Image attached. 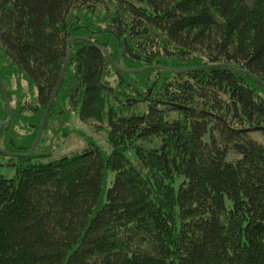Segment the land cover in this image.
Listing matches in <instances>:
<instances>
[{
	"label": "trees",
	"instance_id": "obj_1",
	"mask_svg": "<svg viewBox=\"0 0 264 264\" xmlns=\"http://www.w3.org/2000/svg\"><path fill=\"white\" fill-rule=\"evenodd\" d=\"M248 73L264 0H0V264H264ZM51 131L86 144L55 156Z\"/></svg>",
	"mask_w": 264,
	"mask_h": 264
},
{
	"label": "rangeland",
	"instance_id": "obj_2",
	"mask_svg": "<svg viewBox=\"0 0 264 264\" xmlns=\"http://www.w3.org/2000/svg\"><path fill=\"white\" fill-rule=\"evenodd\" d=\"M76 121L77 120L74 117V115H71L69 117L68 123H69L70 130H78L80 128V129L84 130L85 133L87 132L88 135L95 136L96 138L95 137L94 138L96 140H100L103 138V134H101L99 131L92 129V131H94V132H91L90 128L87 129V126L85 127L83 125H79V124H77ZM251 135L253 138H261L260 133H258V132H254ZM48 137L50 139H52V141H49L48 145H44V146H46L45 148L47 149V151L54 152L55 156H60L64 153L73 152L77 148H79L80 146L86 144V141L84 142V140L80 136H78L75 132H70V131H69L67 137L65 135V137H64L65 139H62V140H60L59 134L55 135L53 133V131H51L49 133ZM54 146L56 147L55 150H54ZM2 171L6 177H9L12 175V169L7 168V169H3Z\"/></svg>",
	"mask_w": 264,
	"mask_h": 264
},
{
	"label": "water",
	"instance_id": "obj_3",
	"mask_svg": "<svg viewBox=\"0 0 264 264\" xmlns=\"http://www.w3.org/2000/svg\"><path fill=\"white\" fill-rule=\"evenodd\" d=\"M104 52L107 53L106 50H104ZM106 58H107V61L109 62V64H110L111 66H113L116 70H118V71H120V72H122V73H135V72H139V71H142V70L146 69V68H141V69L129 70V71H127V70H122V69H119L118 67H116V66L110 61V59H109L108 56H106ZM67 63H68V53L66 54V57H65L64 63H63V65H62L61 71H60V73H59V75H58V78H57V81H56V84H55L54 90H53V92H52V94H51V96H50L49 102H48V104H47V106H46V108H45V110H44V112H43V114H42L41 122H40V126H39V129H38V133H37V136H36L35 141H34L33 144H32V149L37 145V143H38V141H39V139H40V137H41V134H42V131H43V127H44V123H45L46 116H47V114H48V112H49V110H50V107L52 106V103H53V101H54L55 95H56V93H57V91H58V88H59V86H60V84H61V81H62V79H63L64 73H65V71H66ZM205 67H209V66L193 67V68H191L190 70H195V69L205 68ZM246 73H247V72H246ZM248 75H249L251 78H253L255 81H257L259 84H261L262 86H264V84L262 83V81H260L258 78H256V77L253 76V75H250L249 73H248ZM0 88H1V91H2V94H3V97H4V100H5V104H6V106H7V114H8V115H7V120H6V121H8V120L10 119L11 109H10L9 100H8L7 93H6L5 87H4V85H3V82H2V80H1V77H0ZM5 123H6V122H2V123L0 124V129L2 128V126H3Z\"/></svg>",
	"mask_w": 264,
	"mask_h": 264
}]
</instances>
